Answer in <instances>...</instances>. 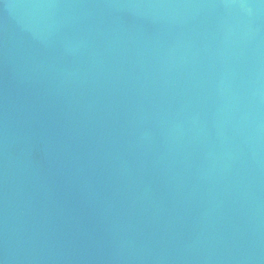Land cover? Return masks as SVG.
Returning <instances> with one entry per match:
<instances>
[{"label":"water","instance_id":"obj_1","mask_svg":"<svg viewBox=\"0 0 264 264\" xmlns=\"http://www.w3.org/2000/svg\"><path fill=\"white\" fill-rule=\"evenodd\" d=\"M0 264H264V0H0Z\"/></svg>","mask_w":264,"mask_h":264}]
</instances>
